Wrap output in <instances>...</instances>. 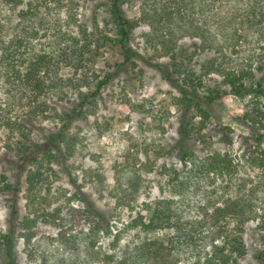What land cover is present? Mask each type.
Here are the masks:
<instances>
[{
  "label": "rangeland",
  "instance_id": "obj_1",
  "mask_svg": "<svg viewBox=\"0 0 264 264\" xmlns=\"http://www.w3.org/2000/svg\"><path fill=\"white\" fill-rule=\"evenodd\" d=\"M106 3L107 0H23L17 7L0 0V55L1 42H8L21 24L35 31V52H57L60 37L63 45L70 48V39L84 40L83 29L94 31L97 22L105 29L104 21L109 19ZM252 4L254 0L125 1V15L136 24L131 42L143 59H138L137 68L122 69L89 108L87 119L74 122L72 155L65 166L53 163L54 171L47 163L42 165L46 180L30 197L34 201H30L26 177L23 178L19 220L30 217L37 221L29 248L22 239L16 242V264H118L124 257L127 264H219V252H225L230 264H235L236 256H230L224 245L226 238L233 235L243 237L248 249L247 256L237 264H259L254 255L264 247V144L256 150L254 139L246 142L244 138H250L251 133L236 119L252 109V99L241 100L224 88L227 95L215 104L206 130L207 144L190 142L195 158L185 164L174 149L179 139L180 95L147 63L168 62V54L187 48L198 72L204 63L217 59L226 69L247 64L257 69L264 65V8H256L261 13L255 18L249 15ZM28 10L32 15L23 22L19 15ZM197 28L207 32L210 46L196 54L195 44H202ZM100 45L93 54L82 55V61H75V56L66 51L72 60L60 65L56 78L63 81L59 87L67 95L63 101V95L50 96L58 108L72 106L68 102L77 98L68 80L79 81L85 76L91 82L95 75L102 79L123 62L120 49L113 43L102 41ZM221 81L222 77L213 73L207 85L215 87ZM2 87L0 80V107L6 104ZM21 112L23 109L17 108L13 116ZM56 124L43 123V134L53 131ZM227 127L232 132L222 130ZM41 132L38 128L37 138ZM7 136L6 130L0 131V173L14 183L17 172L9 163L14 155L4 147ZM226 136L233 139L232 145L224 142ZM216 154H231L233 168L223 175L203 173V161ZM72 178L112 220L113 234L121 232L119 243L100 233L95 249L91 248L92 236L77 212L82 205L76 198ZM129 180L137 183V191L130 188ZM125 189L130 196L128 204L118 205V197L122 198ZM156 200L172 202L184 228L179 235L174 229L146 235L129 227L142 211L143 203ZM7 218L6 201L0 196L2 231L8 228ZM190 223H194L193 229ZM220 226L224 227L221 231ZM148 239L161 240L166 249L163 257L146 254L143 258L139 253L141 258L135 260L137 248ZM0 264H5L1 248Z\"/></svg>",
  "mask_w": 264,
  "mask_h": 264
},
{
  "label": "trees",
  "instance_id": "obj_2",
  "mask_svg": "<svg viewBox=\"0 0 264 264\" xmlns=\"http://www.w3.org/2000/svg\"><path fill=\"white\" fill-rule=\"evenodd\" d=\"M125 1L107 0L105 7L109 19L104 21L105 29L98 22L94 31L89 32L87 28L83 29L84 40L79 42L76 38L70 39L73 42V46H69L70 48L67 44L63 45V39L60 37L57 52H55L56 50L35 52L32 40L36 37V33L30 31L24 24L19 26L17 33L8 42H1L0 80L3 83L2 89L5 91L6 104L0 107V131L6 130L7 132L8 136L4 147L8 153H13L14 160L9 163L11 168L17 172L14 183L10 182L5 174L0 173V196L5 199L8 210V228L6 231L0 230V248L5 251V264H16L15 248L18 239H22L28 248L34 239L32 230L37 220L30 217H25L22 222L19 220V197L23 178L26 177L27 192L30 194V198L36 192L37 186L46 180L42 165L47 163L50 171H54L51 167L53 163L65 166L68 158L72 155L76 139L71 134L74 122L87 119L89 108L97 103L102 90L119 75L122 69L137 68L138 59H143L131 42L136 24L127 19L125 15L123 9ZM1 2L19 7L23 0H1ZM254 2L255 4L249 7L252 9L249 15L257 18L256 15L258 16L261 12L256 11V8H264V2L263 0H254ZM31 15L32 11L28 10L22 11L19 17L25 22ZM112 31L114 36L111 35ZM196 31L202 41L201 45L195 44L197 49L195 53L197 54L199 50L205 51L209 48L210 42L207 32L201 28H197ZM102 41L117 46L121 51L123 62L116 70L106 74L102 79L95 75L96 82L94 80L90 82V79L85 76L79 81L68 80L67 83L77 93V98L68 102L72 106L58 108L57 103L55 104L50 96L58 94L61 97L63 95L61 98L63 101L67 95L63 92L64 88L60 89L59 87L63 81L56 78L60 65L72 60L67 52L70 51L75 56V61L79 60L78 58H80L79 61H82L81 56L93 54V49L96 48L98 51ZM80 43H82L81 47ZM222 52L224 53L221 49L220 54L224 55ZM168 55H170L168 62L152 63L147 61V63L150 67L155 68L161 74L162 79L180 95L182 108L178 128L179 139L174 148L178 150L179 159L185 164L194 161L195 155L190 150V142L207 144L209 133L206 130L213 116L215 104L227 95L224 88L228 89L229 94L241 100L252 99L254 103L252 109L236 119L239 126L251 133L250 138H244V140L249 142L254 139L255 149L260 150L261 145L264 144V65L261 64L257 69L253 68V64L226 69L217 59L204 63L200 68L201 71L198 72L193 68V56L189 55L187 48H184V51L171 52ZM213 73L222 77V81L215 87L207 85V79ZM259 73H261L260 77H258ZM48 101H52L53 104L50 105ZM17 108H20L21 111L23 109L22 115L13 116L15 115L13 111ZM46 121L56 122L58 125L56 124L53 131L43 134L46 130L43 123ZM38 128L42 131L40 138H37L38 136L36 137L35 134ZM222 130L232 132L228 127ZM224 142L230 146L233 144V139L226 136ZM233 165L234 160L231 154L225 156L216 154L208 156L203 161L201 170L207 174L223 175L230 171ZM72 184L77 189L76 198L82 205L77 212L87 223L89 236H92L90 239L91 248L95 249L96 236L100 233L106 238H112L114 243H119L121 240L119 233L121 232L113 234L112 220L98 209L83 189L77 186L73 178ZM136 185V182L129 180V186L133 191H137ZM129 197L128 190H123L122 198L118 197V205H127ZM30 201L34 200L30 198ZM171 206L172 202L168 200L144 202L142 211L136 214L129 227L138 229L146 235H155L166 229H174L179 235L184 231L183 224ZM128 207L133 209L131 205ZM143 211L146 212V215L142 214ZM192 224L194 223H190V226L193 229ZM18 228L21 230L19 234ZM223 228L220 226L219 230L221 231ZM262 229L264 230V227ZM147 241L143 246L137 248L138 253L135 260L144 258L146 254L156 258L163 257L166 249L161 240L148 239ZM224 245L226 251L229 250L230 256H236L233 260L235 264L248 254L247 246L241 236L233 235L232 238H226ZM222 249L221 251H224ZM219 253L220 258L216 261L219 264H230L225 252ZM254 258L259 264H264V247L257 251ZM118 264H127L125 257ZM209 264L215 263L210 261Z\"/></svg>",
  "mask_w": 264,
  "mask_h": 264
}]
</instances>
